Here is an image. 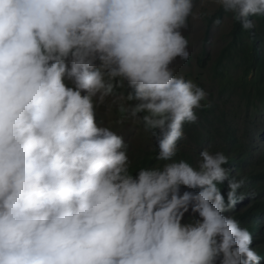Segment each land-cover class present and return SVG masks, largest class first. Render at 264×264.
Returning a JSON list of instances; mask_svg holds the SVG:
<instances>
[{"label":"clouds","instance_id":"obj_1","mask_svg":"<svg viewBox=\"0 0 264 264\" xmlns=\"http://www.w3.org/2000/svg\"><path fill=\"white\" fill-rule=\"evenodd\" d=\"M213 4L244 30L264 17V0ZM195 7L0 0V264H261L226 214L247 178L229 175L223 151L176 159L183 126L210 107L173 66L190 57ZM125 86L115 123L142 124L162 166L133 172L124 136L97 120Z\"/></svg>","mask_w":264,"mask_h":264},{"label":"rangeland","instance_id":"obj_2","mask_svg":"<svg viewBox=\"0 0 264 264\" xmlns=\"http://www.w3.org/2000/svg\"><path fill=\"white\" fill-rule=\"evenodd\" d=\"M194 3L196 7L193 12L199 18L189 17L188 28L183 33L189 41L190 57L187 61L177 59L173 66L178 75L183 74L186 79L194 80L208 93L207 99L201 103L208 104L210 107L195 109L198 118H209L207 132H202L197 124L186 123L183 126L185 138L178 141L177 145L180 151L187 150L184 160L193 157L197 162L202 150L213 151L210 147L212 143L209 136L210 130L213 132L212 135L217 134V129L224 135L226 130H229L226 129L227 124L238 131V137L243 146L253 147L252 145L256 142L262 146L264 143V65H257L248 76L249 83L246 87L250 89L249 94H243L245 83L240 79L244 75L245 68L254 63V60H250L252 55L259 52L264 59V17H250L253 28L245 30L236 45L231 46L233 40L231 33L234 27L232 14L225 15L223 19L213 20L219 10L214 8L213 0H194ZM256 31L259 39H256L253 34ZM207 52L211 55L212 61L207 69H203L199 60ZM222 66L230 67L234 78L233 87L229 91L223 87ZM127 91L126 86L118 87L116 97L109 98L107 101L108 104H112L111 110L109 111L106 105L101 106L97 109V120L103 121L105 125L112 123L114 131L124 136L130 160H133L158 147L155 137L145 132L142 124H134L132 121H126L123 125L115 123L119 118L117 110L119 97L126 96ZM114 100L115 103H113ZM202 133L204 134L201 135ZM253 136H257L256 142L252 140ZM218 142L215 147L224 148V144H218ZM257 151L260 153L261 147ZM179 155L180 153L177 156ZM163 163L160 162L158 165L162 166ZM231 168L237 172L232 165H230ZM231 213L230 209L226 214L231 215ZM259 232H261L260 236L264 237V227Z\"/></svg>","mask_w":264,"mask_h":264},{"label":"trees","instance_id":"obj_3","mask_svg":"<svg viewBox=\"0 0 264 264\" xmlns=\"http://www.w3.org/2000/svg\"><path fill=\"white\" fill-rule=\"evenodd\" d=\"M227 14H229V12H225L223 9H219L216 12L215 18H213V20L217 18L223 19ZM233 25L234 27L231 33L233 40L231 46L236 45L243 32L245 31L240 23L234 21ZM253 34L256 36V39H259V34L257 31L253 32ZM250 60H254V63L248 65L245 68L244 75L240 78L245 83V93H243L244 95L250 93V89L246 87L249 83L248 76L256 68L257 65H264L263 56L261 53L259 54V52L256 55H252ZM211 61V55L207 52L205 53L204 57L199 60V64L203 69H207ZM222 73L223 87L227 91H229V89L232 88L234 84V78L231 74L230 67L222 66ZM224 102H229V100H224ZM208 123L209 118H198L197 121L192 124H197L200 130L206 133V126L208 125ZM226 129L224 135L218 132L220 131L219 129L216 130V135H212L213 132L212 130H210L209 136L212 139L210 147L213 149V152L223 151L224 154L228 157V163L224 165V167L228 169L230 176H235L237 179H240L242 177L247 178L244 185L239 190L246 194V198L231 209V216H234L239 221L241 227L248 228L253 237V244L251 247H253L255 251L261 256V264H264V237L260 236L261 232H259L264 227V143L262 146L260 144H257V142L255 141L257 139V136H253L252 140L256 142V144H253V147H245L241 144V139L238 137V131L234 127L227 124ZM204 133H202L201 135H203ZM217 142L218 144H224V148L221 149L215 147ZM259 147H261L262 150L260 153H258L257 151ZM158 151L159 150L157 148L156 150L149 151L140 155L138 159L133 158V160H131L133 161L131 170L135 172L140 167L157 166L158 163L162 162L156 159ZM179 153L180 155L177 156L176 159H184L187 154V150H181L178 152V154ZM186 161L193 166H195L197 163L196 160L193 159V157H190V159ZM230 165H232L237 172L231 170L229 168ZM218 187H220L222 192H226L227 182L218 185ZM241 206H244V208L240 209Z\"/></svg>","mask_w":264,"mask_h":264}]
</instances>
